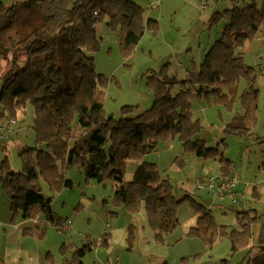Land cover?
<instances>
[{
  "label": "trees",
  "instance_id": "trees-1",
  "mask_svg": "<svg viewBox=\"0 0 264 264\" xmlns=\"http://www.w3.org/2000/svg\"><path fill=\"white\" fill-rule=\"evenodd\" d=\"M236 3L234 0L231 7L209 17L210 26L222 23V28L199 66L194 65L183 79L163 70L152 71L146 80L154 94L151 107L129 117L133 106L125 105L115 119L95 97L104 83L92 55L101 41L96 24L105 20L107 28L119 31V49L127 57L146 28L156 32L157 20L145 17L144 8L136 0H22L9 5L0 0V118L8 115V119H15L16 111L27 104L34 111L31 128L35 145L18 149L19 170L12 169L6 160L0 167V184L9 199L12 219L42 215L58 226L62 219L52 210V196L42 193L41 182L52 193L72 188L74 183L65 173L78 165L87 181L102 183L116 178V205L134 213L144 203L157 242L163 243L173 232L179 224L178 207L189 203L200 215L187 237L212 245L217 238L228 236L232 251L248 246L255 215L238 212L244 214L238 218L239 227L229 231L228 226L214 221L210 209L202 203L187 194L177 199L156 163L143 160L159 142L173 138L181 142L184 153L203 159L220 154L218 147L206 146L198 138L203 127L192 115L196 98L235 109L224 126L225 134L251 133L258 109L257 77L254 67L245 65L236 50L258 31L264 32V0L260 6ZM241 79L246 88L239 93ZM129 161L137 165L132 177L125 179ZM219 162L220 170L230 174V161H224L221 155ZM33 222V226L23 228L25 236L45 232L37 220ZM107 235L99 238L100 244H106ZM91 247L85 242L73 251L71 259L81 264L80 257ZM255 248L261 254L252 263L264 264V234ZM69 262L63 256L62 264ZM0 264L6 263L0 259ZM217 264L230 262L221 259Z\"/></svg>",
  "mask_w": 264,
  "mask_h": 264
},
{
  "label": "rangeland",
  "instance_id": "rangeland-1",
  "mask_svg": "<svg viewBox=\"0 0 264 264\" xmlns=\"http://www.w3.org/2000/svg\"><path fill=\"white\" fill-rule=\"evenodd\" d=\"M1 1L9 5L22 0ZM136 2L144 8L145 17L157 20L158 28L156 32L146 28L133 52L127 57L119 49V31L107 28L105 20L96 24L101 41L98 50L92 55L94 67L103 76L104 83L97 88L95 97L102 102L107 115L115 119L119 118L120 109L125 105L133 106L129 117L151 107L154 94L146 85V80L152 71L163 70L168 75L183 79L194 65L199 66L222 28V23L210 26L209 17L234 4V0ZM250 2L260 6L263 0H237L236 4ZM202 3L206 4L203 10ZM236 52L243 57L245 65L254 67L257 77L258 109L251 133L247 136L225 134L224 126L231 120L235 109L231 111L221 104H209L204 98H196L192 102V115L194 119L200 120L203 127L198 138L204 140L206 146L218 147L220 154L215 158L203 159L184 153L181 142L173 138L159 142L157 149L145 155L143 160L156 163L161 176L169 179L177 199L187 194L202 203L210 209L214 221L228 226L229 231L232 228L238 229V218L244 215H238L237 210L245 211L250 216L255 215L256 221L251 227V244L262 230L264 222V32L258 31ZM245 88L246 82L241 79L238 92L241 93ZM239 107V104L235 105V108ZM33 115L30 104L23 110H17L15 123H9L8 134L0 135V167L2 161L6 160L12 169H20L18 149L35 145L31 128ZM8 118V115L0 118V126L7 124ZM221 155L224 161H230L228 165L240 180L238 186L241 190L247 182V191L234 204L229 200H220L212 190L196 188L199 179L223 173L220 170L222 163L219 162ZM136 165V161L128 162L125 179L132 177ZM65 174L73 181L72 188L52 193L42 181L41 190L52 196L51 207L57 218L70 222L67 231L47 222L42 215L35 219L23 220L19 216L12 219L9 199L0 184V259L6 264H62L63 256L70 259V264H80L71 259L72 253L75 248L87 242V237L92 238V242H89L92 247L80 257L81 264H217L221 259H227L230 264H249L246 261H250L248 251L244 249L247 246L232 251L228 236L217 238L212 245L200 238L187 236L168 245L155 239L147 242L138 238L135 232L129 246L115 244L109 250L106 245L100 244L99 238L105 230L117 227L120 222L131 221L132 212L114 203L113 181H87L78 165L69 168ZM114 211L119 215L114 216L111 213ZM189 211V203L178 207L180 218H183V212ZM34 220L39 222L45 232L25 236L22 233L24 226H33ZM180 228L171 238L180 236ZM252 245L256 247L258 241ZM62 248L64 253L61 252Z\"/></svg>",
  "mask_w": 264,
  "mask_h": 264
},
{
  "label": "crops",
  "instance_id": "crops-1",
  "mask_svg": "<svg viewBox=\"0 0 264 264\" xmlns=\"http://www.w3.org/2000/svg\"><path fill=\"white\" fill-rule=\"evenodd\" d=\"M229 173L231 175H234L237 178V182H236L235 186L233 187V191L235 192V194L237 195L238 198L243 197V196H241V194H243L245 191H247V187H246L247 182H245V184H244V186H242V190H241V187L238 186V183L240 182V180H238L237 175L234 174V170L231 168V166L229 167ZM111 181H113V192H114L115 187L119 183H118V181H116V178L111 180ZM225 200H229V199H225ZM230 202L234 204V202H232V201H230ZM120 208L124 209L123 207H120ZM237 208H238V206H237ZM243 210H245V209H243ZM240 211H242V210H237L236 213L238 214V212H240ZM111 213L114 216L119 215V213H117V211H114ZM183 214H184L183 218H180V214L178 212L179 224L174 229V231L169 234L168 238L166 236V239L163 243L170 245V244H175V243L181 241L184 237H186V233L188 232V230L192 226L196 225L197 219L200 215L199 213H197L192 208H191V211L183 212ZM130 219H131V221H129V222H126V223L120 222L117 227L109 229L107 231L106 230L104 231V233L107 232V234H108L106 237V244H105L107 249L111 250V248L115 244L125 245V246L128 245L129 246V242L132 241V238L134 237L135 232H137L138 238H141L147 242H150L154 239V234H153V231H152L150 224H149V220H148V217H147V214L145 211L144 203H141V205L139 206V208L136 212L131 213ZM180 219H182V220L180 221ZM38 223L39 222H37V224ZM178 228H180V230H181L180 236L171 238V236L175 235V232ZM141 230H142V235H140ZM130 232H131V238L129 239ZM263 234H264V228L262 227V230L260 232H258L257 236L255 237L256 239L255 240L253 239L252 243L249 244L246 248H244L248 251L249 258H251L250 261L246 260L249 264H250V262H252L254 257L258 258L257 256H260V254H261V252L257 248H255L254 245H252V244L256 243V240L259 241L261 238V235H263ZM252 235H253V233H252ZM86 240H87V242H91V241H88L87 238H86ZM250 245H252L253 248H251ZM75 249H77V248H75ZM63 250H64V248H63ZM163 264H165V262Z\"/></svg>",
  "mask_w": 264,
  "mask_h": 264
},
{
  "label": "built area",
  "instance_id": "built-area-1",
  "mask_svg": "<svg viewBox=\"0 0 264 264\" xmlns=\"http://www.w3.org/2000/svg\"><path fill=\"white\" fill-rule=\"evenodd\" d=\"M206 7L205 3L201 4V9ZM9 123H15L14 119H8L7 124L0 126V135L6 136L9 132ZM237 182V178L231 174L214 173L206 177L205 179H199L196 182L197 189L212 190L218 196L220 200L229 199L230 201L237 203L238 197L233 191V187ZM59 228L66 231L70 228V222L63 220L59 225ZM107 226V225H106ZM88 241H92L91 237H87Z\"/></svg>",
  "mask_w": 264,
  "mask_h": 264
}]
</instances>
